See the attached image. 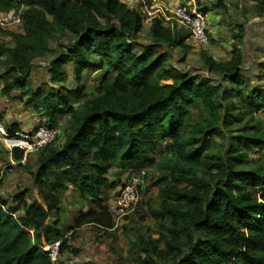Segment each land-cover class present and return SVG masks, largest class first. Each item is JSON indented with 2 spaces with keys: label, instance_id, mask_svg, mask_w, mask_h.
I'll use <instances>...</instances> for the list:
<instances>
[{
  "label": "trees",
  "instance_id": "1",
  "mask_svg": "<svg viewBox=\"0 0 264 264\" xmlns=\"http://www.w3.org/2000/svg\"><path fill=\"white\" fill-rule=\"evenodd\" d=\"M15 2L26 6L24 34H12V48L0 45V55L9 57L0 94L19 91L18 100L38 111L47 126H57L61 116L68 120L63 142L43 146L29 169L38 195L29 201V190L21 189L11 198L0 196V264H58L42 247L55 239H61L59 252L65 246L58 224L61 192L68 188L91 204L72 217L69 229H112L109 192L125 173L149 166L156 191L143 203L158 230L140 245L139 264H264V165L243 159L240 150L264 148V132L243 128L242 141L230 142L225 157L205 158L191 145L220 132L224 100L247 83L237 45L226 62L204 58L203 69L215 78L174 65L172 51L185 55L189 36L159 16L150 20L149 41L141 42L143 14L121 0H0V13ZM54 25L68 43L59 45L46 70L51 81L65 83L72 76L76 87L65 92L34 86L30 74L31 52L51 51ZM243 35L241 25L232 38L241 43ZM104 66L101 94L72 105L69 97L82 90L81 73ZM245 95L251 102L264 98L255 87ZM192 105H201L210 119L195 124L199 138L185 140L180 131ZM7 129L13 133L17 126ZM12 153L21 160L22 150Z\"/></svg>",
  "mask_w": 264,
  "mask_h": 264
},
{
  "label": "rangeland",
  "instance_id": "2",
  "mask_svg": "<svg viewBox=\"0 0 264 264\" xmlns=\"http://www.w3.org/2000/svg\"><path fill=\"white\" fill-rule=\"evenodd\" d=\"M121 1L125 2L128 6L130 5V8L135 7L141 10V7H143L142 4L148 0H137V2L134 0V3L132 0ZM178 3L190 6L206 15V32L208 40L206 44H198L192 39L187 38L186 44L189 48L185 55L179 54V49L175 48L171 53L172 62L176 67H180L182 70L194 73L201 69V73L215 78L217 77L216 75H211L203 69L204 58L206 56L210 57L215 62L228 61L234 46L237 45L241 51L243 50L242 44L244 39H242L241 43H237L232 38L233 34L238 31V27L241 26L242 23L244 24L250 20L264 17V10L261 9V0H181ZM12 9L22 18L26 6L15 2ZM204 11H206V13H204ZM148 21L149 19L143 18L142 28L138 33L139 40L144 43L149 41ZM167 25L175 32L187 33L184 28L173 20H170ZM225 26L229 27L227 29L231 33L229 38L222 37L221 29ZM53 29L54 38L49 41L51 51L43 54L37 53L36 51L31 52L30 74L34 86L44 89L46 84H50L54 89L65 92L66 90L76 87V82L71 74L70 80L65 83H60L51 81L46 70L50 61L59 51V45L68 43V35L62 33L55 25ZM13 33L24 34V31L22 27L10 29L0 27V45L4 49L15 46V41L12 37ZM259 53L262 55L260 61L254 60L249 64L247 61V64L245 63L242 66L243 78H247V83L238 85L239 87L237 88L239 91L233 92L232 95H228L224 100V102L228 104L226 107L227 111L225 112V114H227L225 115L226 122L220 121L219 133L206 135L205 138H203V136L200 137L201 135L196 133L197 129L195 128V124L204 125L210 119V116L201 105H192L188 107L187 116L183 120V128H181L180 132L183 134V139L185 140H191L193 137H200L195 141H191V145L199 148L200 153L206 156L205 158L227 156L228 152L226 148L229 147L230 142L237 144V142L242 141L244 137L243 128L247 129V131H251L250 129L252 128H257L264 132V121L261 114L262 107L264 106V98L251 102L245 97L246 90L252 87L257 88L264 94V52L260 51ZM8 58L7 54L0 55V74L6 70L4 66ZM105 70H107L106 66L98 71H83L80 79L82 90L79 94L69 97L70 103L77 106L82 104L86 99L101 94L104 84L102 78ZM167 83H171V81H160V85ZM18 95L19 91L9 96L0 94V100L6 102V112L1 111L0 120L2 121H0V123L5 125V127H11V122H16L19 126H29L28 128H31L36 125V119L39 118L40 113L38 111L35 112L30 106H25L24 101L18 100ZM15 104L18 105L19 108L13 109ZM32 109L35 113L33 116H28V113H32ZM2 113L6 114L5 118L1 116ZM223 115L224 113H222L220 117L222 116L223 118ZM17 118L19 121L15 120ZM59 119V134L54 141L56 144H61L64 140L68 117L61 116ZM240 150L243 159H250L255 164L264 165V148L246 149L241 146ZM234 151L235 150L232 152ZM7 152V148L0 140V196L11 198L18 190L28 189L29 191L26 196L27 200L30 201L33 196L35 197L38 195L33 188L29 174V169L34 166L38 152L28 154L24 162H20V166L18 165L19 161L14 159V163H10ZM171 156L175 157V154L172 153ZM144 169L147 170V179L145 178L140 188L142 201L137 208L127 216L123 218L114 216L113 199L120 188V183L124 182L126 177L131 173L128 172L122 175L119 184L109 192L107 205L111 212L114 225L112 229L107 231L99 230L93 225H85L75 230L69 229L73 215L78 210H84L86 207L91 206V204L88 199L81 198L79 194H75L74 196L72 190L61 192L60 222L58 226L61 228L63 236L66 238L65 246L62 252H59L56 263L139 264V260L143 256L140 251V245L143 240H147L149 236L152 240L155 239L157 237L156 231L158 230L157 223L149 215L143 203L146 196L154 194L156 191L155 179L151 177V175L153 176L152 167L149 166ZM198 169L200 173L206 170L204 164L199 166ZM111 171L115 172L116 168H112ZM156 264H166V262L158 260Z\"/></svg>",
  "mask_w": 264,
  "mask_h": 264
},
{
  "label": "built area",
  "instance_id": "3",
  "mask_svg": "<svg viewBox=\"0 0 264 264\" xmlns=\"http://www.w3.org/2000/svg\"><path fill=\"white\" fill-rule=\"evenodd\" d=\"M141 12L143 18L149 19V21L155 16L161 17L164 24L173 20L187 31L189 38L194 42L198 44L207 43L208 36L205 15L190 6L177 3L174 7L168 5L163 10H160L152 5H146L142 8ZM0 27L5 29L21 28L22 19L13 9H9L0 13ZM261 114L264 121V108ZM58 134V124L57 126H47L43 118L39 119L37 125L32 130L24 132L15 131L10 133L0 125V140L7 148L9 161L12 164L14 163L13 149L22 150L23 156L19 162L23 163L28 154L39 152L43 146L54 142ZM146 174L147 170L141 168L126 177V180L120 185L113 199V213L115 217L123 218L127 216L141 203L140 188L143 185ZM60 242L61 239H55L43 244L42 249L46 252L52 263L57 262Z\"/></svg>",
  "mask_w": 264,
  "mask_h": 264
},
{
  "label": "crops",
  "instance_id": "4",
  "mask_svg": "<svg viewBox=\"0 0 264 264\" xmlns=\"http://www.w3.org/2000/svg\"><path fill=\"white\" fill-rule=\"evenodd\" d=\"M135 1L137 2V0H135ZM179 1H181V0H148L147 2H144V4H142V6L144 7L146 5L147 6L148 5H152L155 8H159L160 10H163V8L168 6V5L171 6V7H174ZM132 2L134 3V0H132ZM143 7H141V10H142ZM147 23H148V26H149L150 25V21H148ZM242 26H243V29H244V35H243V39L244 40H243V44H242V49L243 50L242 51L240 50V51L242 52V55H243V65L245 63L247 64V61H248V64L252 63L254 60L260 61V59H262V55L259 52L260 51L264 52V17L250 20L249 22H246L244 24L242 23ZM228 28L229 27L225 26V27H223L221 29V34H222L223 38H225V37L229 38L230 37L231 33L229 32V30H227ZM240 48H241V46H240ZM1 85H2V83H1ZM5 105H6V102H2L0 100V113H1V111H5L6 112ZM14 108H19V106L15 104V106H13V109ZM31 112L32 113H28V116H33V114L36 111L34 112L33 109H32ZM1 116H3L5 118L6 114L2 113ZM40 118H41V116H39V118L36 119V125H37V123H38ZM15 120L19 121L18 118L15 119ZM0 121H2V120H0ZM11 123L15 124L17 126V130L16 131H18V132L30 131L36 126L35 125V126H32L31 128H28L29 126H25V127H23L21 125L19 126L18 124H16V122H11ZM0 125L3 126V128H5L6 130H8L7 127H5V125H2L1 123H0ZM7 154H8V152H7ZM68 190H72L74 196H75V194L76 195L79 194L78 192H76L75 190H73L71 188H68L65 191H68ZM79 196H80V194H79ZM87 208L88 207H86V209ZM78 211L74 215H76L78 213ZM72 230H75V229H72Z\"/></svg>",
  "mask_w": 264,
  "mask_h": 264
}]
</instances>
